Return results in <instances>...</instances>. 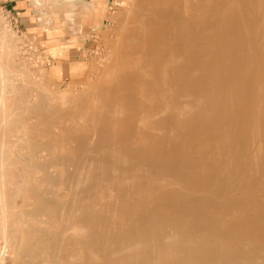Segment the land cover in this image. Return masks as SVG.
Masks as SVG:
<instances>
[{
	"label": "bare ground",
	"instance_id": "obj_1",
	"mask_svg": "<svg viewBox=\"0 0 264 264\" xmlns=\"http://www.w3.org/2000/svg\"><path fill=\"white\" fill-rule=\"evenodd\" d=\"M44 1L34 0L36 4ZM132 16L136 26L129 37L126 35L130 43L124 47L122 58L123 63H128L127 58H139V63L132 60L133 66L132 62L126 63L139 71L125 69L122 77L127 87L139 83L152 86L144 98L156 94L157 89L161 100L180 105L170 107L175 135H156V139L144 136L149 116L143 127L120 130L115 135L120 141L136 142L139 139H133L135 135L142 134L138 145L132 142L122 147L124 152L136 156L135 162L128 166L108 162L103 174L89 168L85 171L95 177L97 184H90L93 188L100 184L107 189L97 193L103 202L98 203L93 197L95 210L93 204L92 212L84 210L89 219L83 214L85 220H80H94L93 240L103 236L105 243L98 239L99 245L88 255L87 243L92 234L91 238L88 235L92 232L81 228L86 235L76 229L74 225L80 220L71 217L72 211L65 220L70 217L78 223L69 218L67 222L72 224L63 228L71 227V232L64 231L73 240L84 237L86 244H82L88 247H82V264H264V0H148ZM10 41L6 30L0 27V232L4 244L8 241L4 236L6 228L19 234L28 232L26 224H15L27 213L38 214L44 203L53 202L33 181L48 184L58 180L53 174L44 177L41 172L45 165L53 163L42 153L55 148L54 138L48 134L53 132L55 113L49 107L50 94L20 79L24 72L14 65ZM165 84L173 90L166 91L162 87ZM128 98L142 101L135 93ZM115 140L111 138L110 142ZM152 142L162 145L154 149ZM81 143V147L85 146ZM8 147H15L14 159L20 162L21 172L15 168L6 170ZM13 163L17 162L9 164ZM6 178L23 183L22 187L25 185L35 197L32 211L10 213L8 202L21 189L11 194ZM90 190L87 188L79 196H95ZM79 196L80 199L72 198L83 201ZM67 211L63 213L67 215ZM14 214L13 224L8 225L7 217ZM28 227L32 228L30 224ZM29 244H21L14 264H29L25 258ZM39 246L34 249L35 255L46 256L48 248Z\"/></svg>",
	"mask_w": 264,
	"mask_h": 264
},
{
	"label": "rangeland",
	"instance_id": "obj_2",
	"mask_svg": "<svg viewBox=\"0 0 264 264\" xmlns=\"http://www.w3.org/2000/svg\"><path fill=\"white\" fill-rule=\"evenodd\" d=\"M147 1L148 0H69L65 3L58 2L60 6H63V9L55 10L54 2L52 0H45L43 4L44 10L40 12H38V7L35 6L36 14L38 17L39 15L43 14L47 17H50L51 20L48 23H44L42 22L43 18H41L40 26H36L34 28L32 27L33 25L30 24L32 26L27 25V28H23V30L35 34L36 42H38L39 45L43 47L44 53L49 54L52 62L49 66L46 67L30 66L22 58L19 57L17 53V36L12 28L8 24H6L0 10V27L6 30L8 37L12 41H10V55L13 57L12 60L14 62V65L16 67L20 66L24 72H21L20 79H25V81L30 82L34 88L40 91H47L50 94L49 107H51L52 111H55V113L57 112V115H55V113L53 112V132L48 133L50 134L49 137H51L52 140L54 138L53 141L55 148L42 153V157L45 156L46 159L52 158L53 163L45 165V169L42 168L43 170L41 172L43 174L42 176L44 177H48L49 174H53L52 176L58 179L56 182H49L48 184L43 181H33L34 183L39 185V187H42L43 191H45L46 194L51 197L54 205H52L53 202L52 204L46 202L44 203V205L40 206L41 208L39 207L41 211L38 214L37 212L36 214L35 212H33L27 215V213L23 216L21 220L22 222L18 221V223L15 224L16 226L23 227L27 225L26 228H29L30 231L34 229L33 231H31L32 233L30 232V234L29 229L28 232L24 230V234H22V231L20 235L16 230L10 231L9 228L7 229L5 225L6 231L4 233V236L8 241L4 244L3 236L0 232V264H14V259H17L16 251L18 252L22 247L21 244L24 245L25 243H27V245L30 243L28 247L29 255L31 256L27 255L25 257L29 261V264H33V261L35 264H37L36 261L39 262V264H82L84 260L83 255H81V252L83 251L82 247H85L87 249V247L89 246V250H87L88 252H86L88 253V255L90 253L92 255V253H94V247L99 245L97 244L98 239L99 242L101 241V244L105 243V237L103 236L100 237L97 235L98 238L95 237V241L93 240V234H95L96 229V223L94 222V220L88 222L84 221V217H86L87 212H92V208L94 210L96 209L95 205H97V203L95 204V202H91L93 201V197H95L94 201L96 199V202H98L100 200L98 199L97 194L99 192V189H101V191L107 189V187H104V185H95L97 183L93 175L88 176L87 174H85L88 168L94 169L98 171V173H104L107 167H109L108 162H110L111 164L116 163L115 165H117V163H121L119 164V166H128L131 162H135L136 156L129 154L127 150H125L127 153L124 152L123 148L128 144H132V142L133 144L135 143V145H138V141L141 139L139 138V136H142V134L135 135V138L132 137L133 139H139L136 140V142L135 140H131L132 142L128 140L127 142L123 139L120 141L118 137H115V135L118 134L120 130L127 131L131 127H143V125L146 124V118L148 116L150 118H147V120L149 119L150 124L146 125V127L149 126V128H147V134H143L144 136H151V138L156 139V135L164 136V134H166L169 137L175 135V131H172V124L175 123L172 119L173 117L169 115L171 108L180 105L174 103L173 101L170 102V100H161L160 95L157 93V89H155L157 92L154 91L156 92V94L154 93L155 95L151 94V96L144 98L143 95H147L149 91L148 89H151L152 86L150 88V86L148 85L139 83L135 85L130 84L132 86L129 85V87H127L128 83L124 80V77H122V71L124 72L125 69L128 70L129 68V70L132 69L133 71H139V69L137 68L135 69L133 67H128L131 62L132 64L130 66H133L134 63L132 60L134 58H132V60H130V58H127L128 63H126L129 65H126V63H123L122 56L124 47L128 43H130L127 38L129 37V35H131L130 33L131 31H133L132 29L136 26V20L132 15L135 14L140 5L146 3ZM194 1L195 0H193V2ZM134 23L135 25H133ZM135 61H138L139 63V58L137 60V58L135 57L134 62ZM181 61H183V58L181 59ZM142 70L144 69H140V72H142ZM186 77L187 76H185V78ZM162 87L166 88V91H169L170 89L171 91L173 90L172 88H167L171 87L169 84L162 85ZM130 93H135V95L142 97V101H140L139 98L135 99L136 101L132 99L128 100V95ZM37 97L38 95H36L35 98L39 99ZM163 104L167 107H165ZM162 105L166 109H164ZM151 115H153V117ZM152 118H154V121H156L157 123L153 122ZM164 122L166 125L164 124ZM162 123L165 127H163ZM166 126H169L170 128H167ZM153 128L155 129L153 130ZM164 128H166L167 132H165ZM169 129L171 130L168 131ZM114 130H116L117 132ZM160 130H162L163 132ZM101 131L102 133H104L103 136L101 134ZM111 138L112 140H115L117 138L118 141L115 140L116 142L112 141L111 143ZM143 138L144 137H142V139ZM79 142H82V146L83 144L85 145L83 146L84 148L79 145ZM117 142H119L120 144ZM151 144L153 148H157V146L160 147L162 145L160 142L159 144L157 142H152ZM154 144H156V146ZM13 151L16 152L15 147H8V152H5V160L7 163L6 166L8 165L6 167V170L12 171V169L10 168H15L17 172H21V164L17 159H14V157L16 156ZM98 158L100 159L99 161ZM14 160L17 163L9 164L14 162ZM126 162L127 164H125ZM103 166L105 167V169L103 168ZM103 176H105V174ZM9 179L10 178H6L5 181L9 191L12 189L11 194L15 191L19 192L20 189L25 191L23 192L20 190V193L23 192L21 194L22 196L20 195V193L16 192V194H14L13 201L8 202L10 213H19L22 210L32 211L31 209L35 208V197H33V195L25 187V185H23L22 187L23 183H14V180ZM10 182L13 184H11ZM83 182L87 185L93 184L95 182V187L93 188V185H90L91 187L89 185L85 186ZM81 183L84 187L82 185H78ZM72 185L74 188H71ZM74 185H77L78 187L76 186L77 188L75 189ZM69 186L70 188H68ZM81 186L83 187V189L85 187H87L88 189L91 188V190L94 191L91 193V195H94L95 193V196H91L92 199L90 196L89 198L87 197L89 200H87L85 196V198H83V196H79L83 195L84 191L86 193L87 190V188L84 190L81 189ZM100 186L101 188H99ZM78 196L81 197L83 201L84 199H86L85 202L81 200L75 201L76 199H80L78 198ZM72 197L75 198V200ZM49 201L51 202V200ZM80 201L84 204L88 203L87 205H89L90 207L84 205L83 203L82 204L84 206H82V204H80ZM101 201L102 200H100V202ZM78 202L81 206H79ZM91 204L94 205H92V208ZM67 206L69 208L71 207L72 209L70 210ZM54 207L57 208V210L54 209ZM61 208L63 209L61 210ZM64 208L66 209V211L67 209H69V211H67L68 213H66L67 215L64 214L66 212ZM84 210L87 211H85L86 215L84 213ZM60 211H62V213L64 212V215H61L62 213ZM70 211H72L71 215H74L71 217H77L78 221L81 219V217L82 219H84L83 224L82 220H80V222L78 223L76 219L74 220L69 217L71 222L72 220L75 221H73L74 224H76V221L78 224H80L79 229L78 224H73L74 226H77V228L75 227L77 230H80V232H84L86 228V231L90 229L88 232H92L89 235L86 234L87 232H84L86 235H88V238H91L92 234V240L91 242L87 243V247L86 245L83 246L85 242V240H83V236V238L78 236V241L76 240L77 237H74L73 240V236H68L70 235V233L68 232H71L70 229L72 228L70 227L69 229L68 227L69 231L68 229H64L67 228L69 224L67 222L69 218L67 217L68 220H65V216H69ZM31 214H33L34 216ZM83 214L85 215L84 217ZM15 217V214L11 215V218L10 216H8L7 224H13V219H15ZM37 218H40V221ZM65 222L66 227L64 225ZM71 222L70 224H72ZM35 223L37 224L35 225ZM29 224L32 226V228L28 227ZM45 225L47 227H45ZM34 226H37L36 228L38 229L36 230ZM81 228H83L84 230H82ZM64 230H67L68 232ZM80 232L77 231L79 235H81ZM42 235L44 238L42 237ZM71 238L72 240H70ZM21 239H23L22 241H24L25 239L24 243L20 241ZM42 240H44L45 244ZM38 244H41L42 248H48V253L46 254V256L40 254L41 256H43L40 259L41 262L39 261L40 255H35V250L40 247ZM47 245L48 247H45ZM60 247H62V250H60ZM105 248H107V246ZM68 249L71 252H69ZM73 249L75 250V252L73 251ZM83 252L85 254V250ZM87 259L88 258H86V260ZM85 264L92 263L88 262Z\"/></svg>",
	"mask_w": 264,
	"mask_h": 264
},
{
	"label": "built area",
	"instance_id": "obj_3",
	"mask_svg": "<svg viewBox=\"0 0 264 264\" xmlns=\"http://www.w3.org/2000/svg\"><path fill=\"white\" fill-rule=\"evenodd\" d=\"M1 14L17 36V53L30 66L46 67L52 62L49 54L35 40V34L24 31L19 24L17 14L0 4Z\"/></svg>",
	"mask_w": 264,
	"mask_h": 264
},
{
	"label": "crops",
	"instance_id": "obj_4",
	"mask_svg": "<svg viewBox=\"0 0 264 264\" xmlns=\"http://www.w3.org/2000/svg\"><path fill=\"white\" fill-rule=\"evenodd\" d=\"M52 1L54 2V9L61 10L63 9V6L62 5L60 6L58 2L65 3V2H68L69 0H52ZM0 4L11 9L17 14L19 24L22 29L23 28L26 29L27 25L29 26L30 24H32L33 26L32 25L30 26L34 28L36 26H40L41 18H43L42 22L51 20V18L47 17L46 15L41 14L38 17L36 14L35 6L38 7V10H39L38 12H40L44 10V7H43L44 3L36 4L34 0H0Z\"/></svg>",
	"mask_w": 264,
	"mask_h": 264
}]
</instances>
